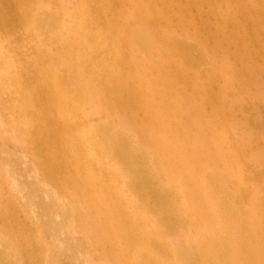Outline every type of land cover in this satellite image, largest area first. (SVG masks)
Returning <instances> with one entry per match:
<instances>
[{"label":"rangeland","instance_id":"obj_1","mask_svg":"<svg viewBox=\"0 0 264 264\" xmlns=\"http://www.w3.org/2000/svg\"><path fill=\"white\" fill-rule=\"evenodd\" d=\"M40 1H42L43 5L49 6V8L53 11L63 16L64 14L69 16V13H71L73 9H77L79 11L82 5L81 0H38L37 2ZM101 1L103 2H98V5L95 3H88V9L90 10L88 11L91 16L95 17L94 20V18L90 16L93 21H91L92 23H89L92 33H95L97 30H101L102 28H104V31H106L105 33H107L108 29L112 26H117L116 29L119 33L121 29L129 27L132 28L134 26L133 23H135L134 28L140 27L150 33H158L162 35L167 31L170 32L169 27L166 26L165 22H162L161 25L151 23L148 20L149 16L153 13V11H155V9L164 15L166 14V16H171L170 14L172 11L174 19L171 26L177 30V35L179 37L187 38L188 42L193 43L198 48V51L201 52L203 56V62L200 65L201 67L199 65L194 66L189 63L186 64V66L189 65L187 67L189 70L185 75V81H187L186 86H184L185 91L181 90L179 93L180 96H177L178 94L173 95L174 98L179 97V100L177 98H171V100L173 99L171 104L173 106L177 105V107L181 106L179 109L182 111L177 113L172 108L170 111L171 114L168 112L169 116L166 117V120H162V118L159 120L152 118L153 120L150 124H143V118L141 115H134L125 109H116L115 107H111L102 101L103 103H101L104 105L102 107L103 112L99 115H91L92 117H88V119H82L79 123L82 124V126L80 125V127L73 131L74 134H71L70 137H68L70 139H68L69 144L71 145L73 142L72 145L74 146V149H76V152L74 151L75 155L83 163L88 161L86 157L88 153L87 148L81 143L79 138L83 128L89 127L91 123H96V120L107 121V125L111 128L117 124V120L121 121L119 118H122L125 123L128 121L126 123L125 130L130 134V138L134 137L135 140L137 139L140 146H142V149L146 153V157L148 159L146 162H149V168L151 170L155 169L158 171L160 177H164L165 175V177L170 180L175 178H180L182 182L184 180L183 183L186 187L185 195L188 200L187 219L183 222L179 229L170 230L166 233V239H168L167 241H170L173 244L178 243L183 246L188 242L185 240L188 235L190 238L187 239H191V237L193 238L194 231L195 235L197 233L196 237H198L199 230H203L202 228L204 227L205 220L206 223L210 220L211 227L208 225L209 229L212 228V230L217 232L215 228H218L217 230L220 231V226L223 222H218V224L220 223L221 225L215 223L219 227H216V225L215 227H212V223L217 219L221 220L223 218L222 216H224V220H229V218L232 219V216L233 219L249 217L250 220L251 218L254 219H252L253 221L251 220L253 227L250 230L248 229L249 234H246V238L250 239H246V241H239V253H241L238 256V260L240 264H264V0H164V3L163 0L160 2L158 0L151 4L148 0H143L144 2L142 1L140 3H143L145 11L142 12L143 9H140L141 13L139 14L141 15L135 17L134 20L129 19L128 14L132 10L134 11V6L132 5H137L140 0H125L122 4H117V0ZM96 6L99 7L97 8ZM102 6L106 8L105 11ZM166 6H169V9ZM22 8L25 10L26 5ZM0 10V13L3 11L5 12V8H1ZM66 10H69V12L64 13ZM77 10L75 12H78ZM31 12H33L32 9ZM5 13L9 16L11 14L7 12ZM117 13H119V16L122 18L117 19L115 22L111 21ZM65 17L64 19L67 18ZM127 19H129L128 21L130 24L127 23ZM64 22H67V20ZM12 23V26L0 24L1 77L3 79L6 78V80L7 78L9 80L16 79V81L13 80V82H16L15 84L9 83L8 85L6 83L4 84L3 81H0V122L2 121L4 124L5 130H0V233H2L1 235L3 236L5 235V238H9L11 242L14 240L15 242L13 241V243L17 245H21L22 243V247L19 246L22 250L21 254H23L22 264H34L33 262H36V264H55L54 262H50V257L54 250H59V240H57L53 235L45 232L47 229L43 225L42 219L36 216L35 212L30 208L28 199L24 196L20 190L21 187L18 185L21 181L28 182L33 180L35 177L34 179H37L38 183L44 182L45 185L47 184L46 188L56 193L55 201L59 197L58 202L62 200L63 202H66L68 206L69 201V203L71 202V205L77 207L78 210L80 209V212L82 213L80 215L83 217L79 214L78 218L74 217V220L76 219V229L78 234H80L81 229L89 232L95 246H90L89 243L88 245L86 244L87 246L84 245L83 250H81L82 253L79 252L78 256H76L78 259L77 262L80 264H100L102 262L107 264H126V260L121 254H118V249L114 246L115 236L112 231H110L109 236L107 235V240H105L104 230L102 228L103 226L98 225L96 216L87 208L86 202L88 200H85L87 198L84 197L79 190H75L76 185L73 186V182L68 180L66 176L61 178L60 174L59 176L58 174H56L57 176L50 175L52 172L47 174V169L52 166V163L48 159L49 156L47 155H50L51 152L49 151H51V149L52 151L54 150L53 148L55 147V143L53 144L50 140H48L52 147L54 146L51 148L48 141L45 140V138L42 139L40 136L38 128L35 132L29 131L28 138L26 137V133L28 131L24 132L19 125V123H23L25 125L30 123V128H36V126L38 127L35 122L36 112H30L29 110L21 111L19 108L22 104L21 94L26 93L27 91L31 92V90L34 91L35 83L38 82L37 84H40L44 78L46 67L40 63L43 61L41 57H39L41 50L37 48L35 41L31 39L30 34L27 31V26L31 24V22L28 23L25 20H18V22L15 21ZM14 23H17L16 26H14ZM66 32V30L60 28L57 32L60 34L58 38L53 36V33H50V35H48L49 33H44L41 37L46 42L50 41L51 45L60 48L61 40L59 41V38L62 36L64 37ZM106 37L108 38V46L106 45L108 61H113V53L115 50L122 48V42L118 40V36L116 38L114 37L115 39H111L107 35ZM56 38L57 41L55 40ZM123 44L125 45L124 42ZM157 47H160V45ZM135 51L136 50H133V52ZM168 56L169 55L161 49H156L148 56L141 54L138 50L134 53V55H130V53L129 55L125 54L123 57V65L121 66L122 77L124 80L127 79V82L131 86V84L133 85V79L135 80L137 76L140 75L139 73H142V71L145 70L148 72L149 77H151L150 79L153 82L152 84H155L156 87L161 88L163 84L165 87L166 84L167 89L177 92L179 91L177 86L178 80L175 79L176 76L174 74V69H171L168 65V61L171 59ZM132 57L135 60L134 62H136L133 65L129 64V62H131L129 60H131ZM176 60L178 62H175ZM176 60H174V62L177 64L179 63L181 66L180 60ZM37 63H40V65ZM170 70H172L173 73ZM29 71H33L35 73L33 75L34 78L26 82V75H28ZM17 73L21 75L20 79L15 78ZM131 88L133 89L135 87L131 86ZM48 100L49 90L47 89L43 95V104L40 107L46 112H53L52 114H55L56 110L51 106V104H49ZM174 101L176 102L174 103ZM174 113L177 114L175 115ZM56 115L57 113L55 116ZM106 117L108 119H106ZM113 117L115 118L113 119ZM175 120H177L178 123ZM196 121H198L200 126L203 123L204 124L203 127H198V130L194 129L193 131V128L190 125ZM182 122V125L186 126L187 129H190L192 133L198 134L200 132V128H202V130H205L207 140L208 138L212 139L214 137L216 144L221 141L219 146H215L216 144L212 141H209V144L208 142L205 144L209 151L211 153L213 152L212 159H215L214 161L205 160L206 156L204 157L201 153V157L198 158V160H195L199 163V165L195 166L193 163H191L190 166L187 165V159L188 161H192L194 158L193 156H189L193 153V150L189 146L188 149H184L185 158H183V155H181L180 152L172 153L169 156L165 146L162 145V139H168L171 142L178 139L177 137L180 133H178L179 130L177 131L176 127L180 126L179 124ZM207 124L209 127H207ZM79 130L80 132H78ZM32 133H34V135ZM150 133H152L154 137ZM30 134L34 139L30 138ZM37 134H39V136ZM211 135L213 136L212 138ZM236 136L237 138L239 137L238 141ZM221 137L223 140H220ZM241 138L245 139V145H240V142H242ZM29 139H32L33 142ZM43 140L44 143L47 142L49 146L46 144L44 145L50 147L51 149H47L46 147L44 148L42 145ZM31 143H33V145ZM34 143H36V145H34ZM37 143L40 145H37ZM75 145H77V147ZM82 145L83 148L81 147ZM42 147L46 150L45 152H41ZM55 149L59 150V147H56ZM218 150L219 152H217ZM43 155L47 157L45 158ZM82 157H84V159ZM191 157H193L192 160ZM72 158V153H68L67 151V160L71 161ZM96 160L93 162L88 161L87 167L90 172L95 174V176L98 175L103 177L107 181L106 184L114 182L113 185L115 187H120H117V190L121 189L123 192L126 191V176H123L126 173L119 170L116 177H112L109 172L114 170L113 168H117L115 166V162L113 160L111 161L110 158L104 159L103 161L100 160L101 162L98 161L99 163H97ZM179 161H181V165ZM46 162L50 164L48 165ZM43 163L45 164L43 165ZM47 166L50 167L47 168ZM181 166H183V168H181ZM193 170H196V175L191 173ZM207 170H212L214 174L220 178H218L219 181L222 179L220 181V185L223 191H230L234 188H237L238 192L240 191V210H238V212L236 210V213L233 211L230 215L227 214L226 216L229 218L225 217V214L222 211L220 212L223 214H220L219 212V209H221V207L223 208V204L221 203L222 194L217 196L215 193H210L207 195L206 193H208V191H204L206 189V185L208 184L206 176ZM224 173L232 174L231 182L229 184H227L223 178L225 176ZM190 174L192 175L190 176ZM108 176H111V178ZM204 176L206 178H204ZM54 177H59L62 180L58 178L59 180L56 182ZM123 177L125 178V182H123ZM190 178L192 179L191 181ZM109 179H111V182H109ZM68 183H70V185ZM94 183H96L95 179ZM123 183H125V187H122ZM96 185L98 186V184ZM127 191L124 194L117 191L120 193V195L117 193V198L123 197V201L121 199L120 201L126 206L128 199L132 200L134 197L128 194ZM201 194L202 197L209 196L207 198L209 201L207 202H210L213 205L216 203L215 206L217 207H213V205L207 203V205L212 208V211L217 208L214 210L216 214L215 218H213L211 213L209 214L210 216L208 215L209 218L207 214L200 215L199 212L196 213V207L197 204H199L198 198ZM49 196L53 197V195L51 196L46 193L43 198L47 200L50 198ZM213 198H215V200ZM193 201L195 203L192 204ZM122 204L120 206H122ZM217 212L220 215L219 218H217ZM156 214V211L146 212L147 217L144 215L146 217V223L149 222V220H147L149 218L151 222H153L156 216H158V214ZM254 216L256 217L254 218ZM81 217L84 221H77ZM198 220L201 221V227H199V225L197 227L195 224L196 222L197 224L200 223ZM210 221L208 223H210ZM254 222L256 224H254ZM144 226L142 224L139 230L142 231ZM245 229L247 230L246 227ZM203 231H205V229ZM203 231L202 234L206 237L204 235L206 231L204 233ZM138 232V229H135L136 235L134 237H137ZM146 233H148V231ZM202 234L200 232V235ZM250 234L254 237L252 238ZM229 235L231 234L226 235L230 241L229 243H235L236 240L234 237ZM78 236L82 237L83 235L80 234ZM101 236L103 237L101 238ZM231 239H234L235 241L233 240V242ZM84 240L87 241L88 238L84 237ZM136 242L134 240L132 243H129L128 248L132 249L133 252L134 250H137L135 249ZM145 242H147L150 250L159 254L161 253L166 262L167 259L168 261H173V253L165 249L163 250L162 243L156 242L153 236H148ZM245 244L246 246L244 247ZM228 256L229 253L227 254V257Z\"/></svg>","mask_w":264,"mask_h":264},{"label":"bare ground","instance_id":"obj_2","mask_svg":"<svg viewBox=\"0 0 264 264\" xmlns=\"http://www.w3.org/2000/svg\"><path fill=\"white\" fill-rule=\"evenodd\" d=\"M37 1L38 0H0V9L5 8V12L9 14L11 13L10 16L4 11L0 13V24L12 26V22H18V20H25L28 23L31 22V24L27 26V31L29 32L31 39L35 41L37 48L41 50V53H39V57H41V59L43 60L40 63H42L46 67L45 76L40 84H37L38 82L35 83L34 91L31 90V92L27 91L26 93H22L23 95L21 94L22 104L19 108V110L21 109V111L29 110L30 112H36L37 119L35 117V122L38 127L36 126V128H30V123L27 125L19 123V125L24 132L28 131L26 133V137L29 136V131L35 132V130H37L38 128L42 139L45 138V140H50V142H52L53 144L55 143V147L53 146V148L51 143H49L48 141V144L51 145L50 147L54 149L52 151L50 147H47L49 146L47 142L44 143L43 140L42 145L44 146V148L46 147L47 149H51V151L48 150L51 153L47 156H49L48 159L52 163V166H47V168L50 167L47 169L48 172L46 171L47 174L52 172L50 174L52 176L56 174H58V176L60 174L61 178H63V176H66L68 180L73 182V186L76 185V189H74L77 191L79 190V192L87 198L85 199L88 200L87 202L85 201L87 203V208L96 216L98 225L103 226L101 227L104 230L105 240H107V235L109 236L110 231H112L113 235L115 236L114 246L117 247L118 254H121L126 260V264H240L238 256L241 252L239 253L240 247L238 246V243L240 240L246 241V239H250L246 238V234H249L248 229L250 230L253 227V223L251 222L253 218H251V220L249 219V217L233 219L232 216V219H230L226 216L227 214H232L231 212L233 211H235L236 213V210L237 212L238 210H240L239 199L241 197V194L239 193L240 191L238 192L237 188L231 189L230 191H223L220 185V181L222 179L219 181L220 178L216 176L212 170L206 171L208 184L206 185V189L204 191H208V193H206L207 195H209L210 193H215L217 196L222 194L221 203L223 204V208L221 207L222 210L219 209V212L222 211L225 214V217L229 218V220H224V216H222L223 218L221 220H215L212 223V227H215V225L220 221V223L223 222L222 225L219 223L221 225L220 231L217 230L218 228H215L217 232L212 230V228L209 229L208 225L211 224V221L209 220L210 223H208L209 221L206 223L205 220V228L203 227L202 229H205L206 232L203 230H199V235L198 237H196L197 233L195 235L194 231L193 238L191 237V239H187L190 238V236L188 235V237L185 239L188 242L182 246L178 243L173 244L170 241L168 242V239H166V233H168L170 230L179 229V227L182 226L183 222L187 219L188 200L185 195L186 187L183 183L184 180L183 182L180 178L170 180L167 179L165 175L164 177H160L158 171H156L155 169L151 170L149 168V162H146V160L148 161V159L146 157V153L142 149V146H140V144L137 142V139L135 140L134 137L130 138V134L125 130L126 123L128 121L125 123L122 118H119L121 119V121H114L118 125L116 124L111 128L107 125V121L96 120V123H91L89 127L83 128V130L81 131L82 133H80L79 135L81 143L87 148L88 153L86 157L88 161L93 162L97 159L96 161L97 163H99L98 161L100 160L103 161L104 159L110 158L111 161L113 160L115 162V166L117 167L113 168L114 170H111L112 172H109L112 177H116L119 170L123 173H126L123 175L124 177L126 176V186L128 190L126 191L132 197L134 196L132 200L128 199V203L126 202L127 206L120 201V199L122 200L123 197L117 198V193L120 192L121 194H124L126 193V191L123 192V190L120 189L122 191L121 192L120 190H117L116 188L118 186L115 187L113 185L114 182H112L111 184H106L107 181L103 177L98 175L95 176V174L91 173L89 168L87 167L88 161L85 163L80 161L75 155L76 149H74V146L72 145L73 142L70 145L68 141V137H70L71 134H74L73 131L80 127V125L82 126V124H79L82 119H88V117H92L91 115H99L103 112V102H105V104L107 103L111 107H115L116 109H125L130 111L134 115H141V117L143 118V124H150V122L153 120L152 118L156 120H159L161 118L162 120H166V117L169 116V113L171 114L170 111L172 110V108L177 113H180L182 111L181 109H179L181 106L177 107V105L173 106L171 104V102H173V99L171 100V98H174V94H178L177 96H180L179 93L181 90L185 91L184 86H186L187 84V81H185V75L189 70L187 68L189 65L186 66V64L189 63L194 66H200L203 62V56L193 43L188 42L187 38H181L177 35V30L171 26L174 19L172 11L170 14L171 16H166V14L164 15L160 13V11H156L155 9V11H153V13H151L149 16L148 20L151 23L161 25L162 22H165L166 26L169 27L170 32L167 31L162 35L158 33H150L140 27L134 28L135 23H133L134 26L132 28L129 27L126 29H121L119 33L116 29L117 26H112L111 28H109L107 33H105L106 31H104V28H102L101 30H97L95 33H92L89 23L93 22L91 18L93 16H91V14L89 13V4L95 3L98 5V2L101 3L103 1L81 0L82 5L80 10L78 11L76 9L78 12H75L76 10L73 9V12L71 11V13H69V16L65 14L64 16L60 15L59 13L49 8V6L43 5L42 1ZM124 1L125 0H117V4H122V2ZM142 1L143 0H140L137 5H132L134 6V11L132 10L128 14L129 19L134 20L135 17L140 16V9H143L142 12L145 11L143 3H140ZM155 1L158 0H148L150 4L154 3ZM160 1L162 0H159V2ZM24 5H26L25 10L22 8ZM31 9L33 12H31ZM105 10L106 8H104V11ZM66 12H69V10H66L64 13ZM64 17L66 19H64ZM93 18L95 20V17ZM120 18L122 17L119 16V13H117L116 15H114L111 21L115 22ZM129 19H127V23L130 24V22L128 21ZM65 20H67V22H64ZM14 24V26H16L17 23ZM60 28H63L67 31L65 33L66 35L64 34V37L62 36L59 38V41L61 40L60 48L51 45L50 41L46 42L42 39L41 35H44V33H49L48 35H50V33H53V36L58 38L60 34L57 32L58 30H60ZM53 30H56L57 32ZM106 35L111 39H115L118 36V40L122 42V48H119V50H115L113 53V61H108L106 49V45L108 46V38L106 37ZM57 38L55 39L56 41ZM123 42L125 43V45L123 44ZM159 45L160 47H157ZM156 49H161L162 51L164 50L169 55L168 57L171 58L170 61H168V65L169 67H171V69H174V74L176 76L175 79L178 80V83L176 81L175 82L177 83L179 91L176 92L172 91L171 89H167L166 84L165 87L164 84L161 88L156 87L155 84H152L153 82L150 79L151 77H149L148 72L145 70L142 71V73H139L140 75L138 74L139 76H137V80L133 79V85L131 84L132 87H135L133 89L127 82V79H123L121 74V66L123 65V57L125 54L129 55L130 53V55H134V53L138 50L139 52H141V54L148 56ZM133 50L136 51L133 52ZM176 59L180 60L181 66L179 63H175L178 62ZM174 60L176 61L174 62ZM129 61H131L129 62V64L131 65L136 63L134 62L135 60L133 59V57ZM40 63L37 64L40 65ZM34 74L35 73L33 71H29L28 75H26L27 78L25 79V81L28 82L32 80L34 78ZM20 77L21 75L17 73V76L15 78L20 79ZM13 80L16 81V79ZM13 80H9L8 78L7 80L6 78L3 79L0 73V81H3L4 84H15L16 82H13ZM47 89L49 90L48 101L49 104H51V106L56 110V116V113L52 114L53 112H46L40 107L43 104V95L45 94V91ZM175 98L179 100V97ZM175 102L176 101H174V103ZM32 106L33 108L30 110ZM177 113L174 114L176 115ZM114 118L115 117H113V119ZM106 119L108 118L106 117ZM182 124L183 122L179 124L180 126L176 127V130H179L178 133H180V135H178L177 137L178 139H175L172 142L168 139H162V145L165 146V149L166 151H168L169 156L172 153L180 152V154L183 155V158H185L184 149H188L189 146L193 150L192 155L189 156H193L195 159L193 157H191V160L193 158L192 161H188L187 159V165L190 166L191 163H193L195 166L199 165V163H197L195 160H198V158L201 157V153L204 157L206 156L205 160L214 161L215 159H212L213 152L211 153L205 145L207 142L209 144V141H212L216 144L214 137L211 135V138L213 137V140L209 138L207 140L205 130H202V128H200V132L197 134L192 133L190 129H187V127ZM203 124L200 126V124H198V121H196L190 126H192L194 131V129H197L198 127H203ZM207 127H209L208 124ZM0 130L5 131L2 121L0 122ZM78 132H80V130ZM32 134L34 135V133ZM150 134L152 135V133ZM37 135L39 136V134ZM222 137L220 140H223L224 137ZM30 138H33L31 137V134ZM238 138L237 141L239 140ZM241 139L242 142H240V145H245V139ZM29 140L33 142L32 139ZM219 143L215 146H219ZM31 144L33 145V143ZM38 144L39 143H37V145ZM44 144H46L47 146ZM34 145H36V143H34ZM83 145L81 146L82 148ZM75 146L77 147V145ZM205 146L207 149L205 148ZM56 147H59V150L55 149ZM225 148L228 149L227 147ZM42 151L45 152L46 150H44L42 147L41 152ZM67 151L68 153H72L73 155L71 161L67 160ZM217 152H219V150ZM43 157H45V155H43ZM82 158L84 159V157ZM179 162L181 165V161ZM44 164L45 163H43V165ZM183 166H181V168H183ZM193 171L191 173L196 175V170L194 171V173ZM192 174H190V176ZM231 175L232 174L230 173L225 174V176L223 175V178L225 179L227 184L231 182ZM108 177L111 178V176ZM124 177L123 180L125 179ZM34 178L33 180L28 182L21 181L20 184L18 183V185L19 187H21L20 190L22 191L24 196H26V198L28 199L30 208L35 212L36 216L42 219L43 225L47 229V231L45 232L53 235L57 240H59V250H54L53 254H50V262H54L55 264H78L79 262H77L78 259L76 256H78L79 252L82 253L81 250H83L84 245H88L89 243L90 246H95V243L92 240V236L89 232L83 231L82 229L80 232V234H82L85 238H88V242L84 240L83 236H78L80 234H78V231L76 229V219L74 220V217L78 218L79 215L82 214L80 212V209L78 210L77 207L71 205V202L69 203V201V206L62 200L58 202L59 197L58 199H56V201L58 202L57 203L55 201L56 193L46 188L47 184L45 185L44 182L38 183V180H35ZM56 178V182L59 179L62 180L59 177V179ZM191 178L190 181L192 180ZM204 178L206 177L204 176ZM94 179L96 180V183H94ZM110 180L111 179H109V182H111ZM123 182H125V180ZM68 184L70 185V183ZM96 184H98V186ZM124 184L125 183H123L122 187H125ZM46 193L50 194L51 196L53 195V197L49 196L50 198H48L47 200L44 199L43 197ZM208 197L209 196L202 197V194L199 195V204H197L196 213L199 212L200 215L207 214V216L211 213L213 218H215L216 214L214 210H216L217 208H213L214 210L212 211V208L207 205V203H210L207 202L209 201V199H207ZM213 199L215 200V198ZM193 203L195 202L193 201L192 204ZM121 204L122 206H120ZM210 204L213 205L212 203ZM215 205H213V207H217ZM151 211H156L158 216H156L153 222H151L150 218L147 219L149 220V222L146 223V212ZM223 213L220 212V214ZM217 215V218H219V213ZM82 217L77 221H84ZM255 217L256 216H254V218ZM198 222L200 223L197 224L196 222L195 224L197 225V227L198 225L199 227H201V221L198 220ZM142 224L143 226H145L142 231H140L139 228H141ZM254 224L256 223L254 222ZM218 225H216V227H219ZM245 227L247 228V230L245 229ZM135 229H138L139 231L137 235L138 239L137 237H134L136 235ZM145 230L146 232L148 231V233H146ZM202 231L203 233L205 232L204 235L206 237L203 236ZM200 232L202 235H200ZM1 234L2 233H0V264H22L23 254H21L22 250L20 248L22 247V243L20 242L21 245H17L13 243L14 240L11 242L9 238H5V235L3 236ZM227 234H231L229 236L234 237L236 241L234 239L231 240H234L235 243H229L230 241L226 236ZM250 235L252 237V234ZM148 236H153L156 242L162 243L163 250L165 249L173 253V261H168L167 259L166 262L161 253L159 254L153 250H150L147 242H145ZM102 237L103 236H101V238ZM134 240L135 242L137 241L135 246V249L137 250H134L133 252V250L129 249L128 247L129 243H132ZM245 246L246 244L244 245V247ZM228 253L229 256L227 257ZM33 263L36 264V262ZM100 264L107 263L102 262Z\"/></svg>","mask_w":264,"mask_h":264}]
</instances>
